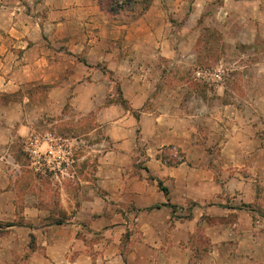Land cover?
<instances>
[{"label":"rangeland","instance_id":"374dc122","mask_svg":"<svg viewBox=\"0 0 264 264\" xmlns=\"http://www.w3.org/2000/svg\"><path fill=\"white\" fill-rule=\"evenodd\" d=\"M137 2L136 9L132 0H97L100 14L83 20L78 12L85 4L77 0H0L6 28L34 29L33 42L43 47L37 81L19 91L31 97L22 118L28 136L49 133L68 152L60 163L53 158L34 163L27 133L15 139L12 150L20 170L15 199L20 197L28 209L35 204L31 214L37 221H31L28 209L16 217L21 257L8 261L0 251V264H30L33 251L38 255L31 264H44L46 245L36 243L44 242L52 227L65 229L60 237L71 241L74 257L82 251L92 257L116 251L115 264H127L130 245L142 234L134 198L141 189L156 198L162 193L158 179L186 199L183 206L171 207L170 215L152 216L158 225L149 236H164L163 244L179 239L197 257L221 252V245L233 254L250 245L264 253V0L151 1L146 16L150 5L143 9L146 0ZM160 38L164 42L157 51ZM71 44L75 48L69 49ZM137 44L153 49H136ZM74 67L81 81H61ZM43 71L59 80L40 78ZM56 85L64 89L49 96ZM123 89L141 93L142 100L134 101L137 106L142 102L141 109L167 111L170 117L187 113L191 135L184 151L171 145L155 148L136 126L133 143L121 137L123 130L111 133L127 110L134 122L141 111L131 107ZM229 119L244 125L236 132L245 145L223 146L234 140L225 135ZM163 140L158 136L154 144ZM40 142L42 152L47 144ZM182 179L188 180V190H181ZM172 231L178 239L168 237ZM249 235L252 239L244 240Z\"/></svg>","mask_w":264,"mask_h":264},{"label":"crops","instance_id":"0c3cea01","mask_svg":"<svg viewBox=\"0 0 264 264\" xmlns=\"http://www.w3.org/2000/svg\"><path fill=\"white\" fill-rule=\"evenodd\" d=\"M74 1V0H73ZM80 4L83 2L85 7L81 10L82 12H78V16L81 19H92L93 16H97L99 13L98 6L96 5L97 0H77ZM157 3H166V1L170 0H151ZM177 2H183V0H175ZM195 3L198 0H194ZM210 0H206L208 2ZM228 0H224V3ZM233 3L237 2H251L253 0H231ZM152 3L149 6V10L147 11L146 15H149L152 11ZM226 4V3H225ZM65 16V13L62 14ZM71 16V15H70ZM4 17L6 21V15L0 12V225H4L5 230H1L2 234H0V251L3 253L5 259L8 261L16 258L18 256L21 257V248L20 242L16 244V238L19 236V229H21L20 223H15V219L18 216H22L25 211H27L28 207L22 205L21 199L16 200V193L18 187L16 186V178L18 177L20 170H19V163L17 160V154L15 150H12V146L15 142L16 138H29L28 128L22 122L23 115L25 114L26 101L30 100V96L23 92L22 94L19 93L23 91V86L25 83H32L37 81V73L44 63V56H42L41 52L43 47H40L38 44L33 42V39L36 40L38 35L34 34V29L29 30L27 26L22 30H19L14 27V25L9 24V28H6L5 21H2ZM68 17V15H67ZM11 19V17H10ZM48 22V21H47ZM23 24V23H22ZM44 23L43 25H46ZM60 24V21H57L56 25ZM48 25L51 23L48 22ZM6 28V29H5ZM36 29V28H35ZM162 29V26H161ZM146 32V30L144 29ZM165 38V37H164ZM161 39L159 48H162V41ZM31 41L32 43H30ZM159 44V43H158ZM157 44V47H158ZM77 45V44H76ZM92 46V45H91ZM75 46L73 44L69 45V49ZM72 48V50L74 49ZM95 53L97 52L95 45H93ZM136 49L141 50H151L152 51V44L151 46H147L144 44H137L135 45ZM92 53V47L89 48ZM163 50V49H162ZM161 54L162 52L159 51ZM164 53V52H163ZM162 53V54H163ZM107 56L104 57L106 59ZM85 59L88 60V57ZM85 60L86 62H88ZM80 63H85L83 60ZM79 63V64H80ZM45 65V64H44ZM78 65V64H77ZM52 67V66H48ZM61 71H64L63 65H60ZM76 67L73 68L72 72L68 73V75L62 74L61 81L71 82V84H75L76 82L81 81L82 76L76 75ZM88 74L84 75V78L87 77ZM49 72L47 74L42 73L40 78L44 80L47 79L48 81L52 82L55 81L52 78H49ZM59 80L57 78L56 82ZM84 87V86H83ZM85 88V87H84ZM22 89V91L20 90ZM58 85L51 86L49 88L48 95H51L52 91L58 90ZM64 87L60 88L59 90H63ZM141 95L140 92H136V94H128L123 89V96L128 100L131 107L140 108L142 102H140V106H137L139 98ZM60 97V96H58ZM146 97V96H145ZM256 97V96H255ZM142 96L139 98L140 100ZM251 104L255 105V101ZM178 108V105H175ZM230 104H225L224 108H228ZM248 106H246L247 108ZM259 107V106H258ZM141 109V108H140ZM255 109V106L251 108ZM233 110L232 108H229ZM160 111V110H159ZM235 112V111H234ZM129 110L126 111V114L121 116L119 119H116L114 122L116 127L111 130V133L116 135L117 129L125 131V136L123 137L124 140L134 142V130L135 126L140 127L141 131H144L145 135L147 136L146 140H153L151 144L157 147L168 146L171 145L172 147L181 148L184 151L185 143L189 141L191 127L188 125V120L186 119L187 113H180L181 117H170L167 115V111L163 112H152L150 109H141L138 111V118L137 120L131 121V117L129 116ZM178 114V113H177ZM225 114V112H224ZM228 114V113H227ZM230 114V113H229ZM183 116V117H182ZM227 117V116H226ZM221 118V117H220ZM232 119L231 117H229ZM222 119V118H221ZM227 121L230 122L231 127L224 129L227 132L225 135L234 139L233 141L226 140L223 146L228 145L229 142L237 145V147L245 145L247 142L245 140H240L242 138L239 137L241 134L237 129H242L244 125L241 126L239 122L235 123V121ZM223 120V119H222ZM150 122V123H149ZM236 124V125H235ZM118 125V126H117ZM235 129V130H234ZM150 131V132H148ZM27 133V134H26ZM30 133V132H29ZM26 134V135H25ZM236 134V140L235 136ZM164 136L165 141L157 142L154 144L155 138L158 136ZM234 136V138H233ZM141 137L144 135L141 134ZM27 138V139H28ZM158 150H156L157 152ZM187 155V153H186ZM253 155V154H251ZM156 158V156H155ZM159 161V157L156 158ZM161 164V163H160ZM157 166H160L157 164ZM160 172L157 175L162 178ZM184 180V181H183ZM181 186H185L181 188V190H185L188 185V180L182 179L179 180ZM164 184V183H163ZM179 186V185H178ZM167 187V186H166ZM168 188V187H167ZM176 187H173V190L169 189V196L168 198L165 197L163 192L159 194L157 192L156 198L150 195V191L148 190H140L137 192L133 205L139 210L138 212V219H139V228L142 230V234L139 236V239H135L132 244L130 245V249L128 251V255L126 258L127 264H264V253L261 254L259 251H256L257 248L254 246L252 250V246L250 245L249 248L243 247V253H230L229 251L225 250V246L221 245V252L210 251L207 252L202 257H197L194 254H191L187 248L180 245L179 239L177 235L173 234V231L168 235L169 238L176 237L178 240H170L167 243L163 244L164 236L160 235H153L149 236L147 234L148 231H155L156 226L158 223L151 221V217L157 215L156 213H161L163 215H170L172 208L174 205L183 206L184 200L186 197H177L176 196ZM183 190V191H184ZM188 190V189H186ZM187 197L190 196L187 192L185 194ZM151 197V198H150ZM157 202V203H155ZM168 202V204H167ZM87 202H83V206L86 205ZM155 203V204H154ZM156 207H152L156 205ZM173 205V206H172ZM29 216H31V221H37L36 216L32 215L33 211H36L35 204L29 205ZM149 208V209H148ZM151 208V209H150ZM37 209V208H36ZM148 209V210H147ZM149 211V212H147ZM36 215V214H35ZM34 216V218H33ZM150 220V221H149ZM241 220V214L238 218ZM102 222L101 220L99 223ZM73 225V224H72ZM63 228V227H62ZM59 228L55 229L52 227L50 233L46 236V240L43 242L40 240L36 243V245L40 243H44L46 245L45 251L41 252L42 259L45 261L44 264H102L105 262L106 264H115L118 261V255L116 251L113 254L101 253L96 255L95 257L90 256L85 251H82L73 256V252L70 250L71 241L66 240L65 237H60V231L64 233L65 229ZM73 229V228H72ZM70 230L69 237L72 238L73 230ZM176 232L178 230H175ZM18 233V234H16ZM33 238V235H31ZM184 237V236H183ZM163 238V239H162ZM168 238V239H169ZM231 238V237H229ZM235 237H232L234 239ZM255 239V237H253ZM225 238H222L224 241ZM251 240V236L249 235L244 240ZM221 240V239H220ZM243 240V239H242ZM254 241V240H253ZM221 242V241H220ZM219 241L218 243L221 244ZM252 242V241H251ZM254 242L257 243L255 240ZM253 242V244H254ZM243 244L244 242L238 241L237 245ZM17 245V247H16ZM85 247V246H82ZM260 248V247H259ZM258 248V250H259ZM17 249V250H16ZM61 249V250H58ZM84 250V249H83ZM7 255H6V253ZM38 253L33 251L31 254V262L35 258H37ZM103 258H106L105 260Z\"/></svg>","mask_w":264,"mask_h":264},{"label":"built area","instance_id":"2783aa9c","mask_svg":"<svg viewBox=\"0 0 264 264\" xmlns=\"http://www.w3.org/2000/svg\"><path fill=\"white\" fill-rule=\"evenodd\" d=\"M40 141H44V143L47 144V147L42 152L38 150V145L41 143ZM27 150L30 152V155H32L34 163H40V160H46L48 163L51 158L60 163L59 157L65 156L66 153H68L64 145L59 143L49 133H45L41 136L29 137L27 141Z\"/></svg>","mask_w":264,"mask_h":264},{"label":"trees","instance_id":"16d2710c","mask_svg":"<svg viewBox=\"0 0 264 264\" xmlns=\"http://www.w3.org/2000/svg\"><path fill=\"white\" fill-rule=\"evenodd\" d=\"M133 1V5H134V8H138V6H139V4H138V2H137V0H132ZM150 2H151V0H146V2L143 4V9H146L149 5H150ZM141 13V11L140 12H138V14H140ZM135 17V16H134ZM157 184H158V186H159V188H160V190L163 192V194L165 195V197H167L168 198V188L163 184V182H162V180H157ZM157 206V204L156 205H153L152 207H156ZM174 207V206H173Z\"/></svg>","mask_w":264,"mask_h":264}]
</instances>
